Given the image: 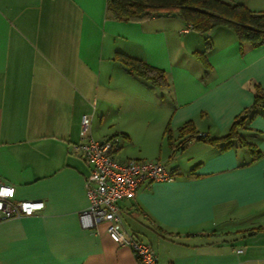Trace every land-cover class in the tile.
Wrapping results in <instances>:
<instances>
[{
  "label": "crops",
  "instance_id": "0c3cea01",
  "mask_svg": "<svg viewBox=\"0 0 264 264\" xmlns=\"http://www.w3.org/2000/svg\"><path fill=\"white\" fill-rule=\"evenodd\" d=\"M107 1L0 0V178L17 200L44 203L0 219V264H139L106 222L82 225L91 166L74 146L84 115L93 138H121L119 160L176 172L119 202L160 264H264V110L241 129L256 160L193 136H226L253 104L264 44L242 49L232 28L202 34L176 14L117 19ZM119 52L163 70L167 85L129 73Z\"/></svg>",
  "mask_w": 264,
  "mask_h": 264
},
{
  "label": "built area",
  "instance_id": "2783aa9c",
  "mask_svg": "<svg viewBox=\"0 0 264 264\" xmlns=\"http://www.w3.org/2000/svg\"><path fill=\"white\" fill-rule=\"evenodd\" d=\"M90 117L82 119V140L74 146L75 152L91 166L87 183L90 205L81 214L82 225L94 228L107 223L110 237L121 246L129 247L139 264H160L155 249L142 242L126 229L119 212V202L135 198L145 182L172 181L176 172L160 160H119L121 149L118 135L98 140L89 135ZM14 186L0 178V219L32 214L43 208L41 201L17 200ZM239 251H242L241 249Z\"/></svg>",
  "mask_w": 264,
  "mask_h": 264
},
{
  "label": "trees",
  "instance_id": "16d2710c",
  "mask_svg": "<svg viewBox=\"0 0 264 264\" xmlns=\"http://www.w3.org/2000/svg\"><path fill=\"white\" fill-rule=\"evenodd\" d=\"M107 9L110 16L126 21H141L162 14H176L184 19L191 29L206 34L217 26L232 28L241 48L245 45L264 44V11H254L243 4H231L222 0H108ZM210 43L208 41L207 49ZM116 59L131 74L145 78L153 85H167L165 72L151 66L141 59L119 52ZM207 64V61L205 59ZM264 110V88L255 91L253 104L244 110L234 121L230 132L223 137H210L208 134H193L201 140L219 143L222 149L240 144L249 149L253 160L262 156L261 151L249 143L241 134L249 121ZM184 130L194 131L193 124ZM190 138V137H189ZM189 138L184 141H188Z\"/></svg>",
  "mask_w": 264,
  "mask_h": 264
},
{
  "label": "rangeland",
  "instance_id": "374dc122",
  "mask_svg": "<svg viewBox=\"0 0 264 264\" xmlns=\"http://www.w3.org/2000/svg\"><path fill=\"white\" fill-rule=\"evenodd\" d=\"M222 1L231 4H243L250 9H252L251 7L254 8L257 7L258 9H260L258 11H264V0H222Z\"/></svg>",
  "mask_w": 264,
  "mask_h": 264
}]
</instances>
